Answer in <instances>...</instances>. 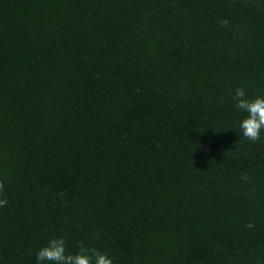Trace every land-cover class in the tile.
<instances>
[{
  "label": "trees",
  "instance_id": "trees-1",
  "mask_svg": "<svg viewBox=\"0 0 264 264\" xmlns=\"http://www.w3.org/2000/svg\"><path fill=\"white\" fill-rule=\"evenodd\" d=\"M236 87L264 95V0H0V264L53 237L264 264V133L240 137Z\"/></svg>",
  "mask_w": 264,
  "mask_h": 264
},
{
  "label": "clouds",
  "instance_id": "clouds-1",
  "mask_svg": "<svg viewBox=\"0 0 264 264\" xmlns=\"http://www.w3.org/2000/svg\"><path fill=\"white\" fill-rule=\"evenodd\" d=\"M223 27H228L229 21H221ZM233 110L239 114L235 124L240 137L248 142H258L264 133V95L249 96L244 87H236L231 94ZM3 186L0 185V190ZM7 199H0V208L6 207ZM246 227L252 229L254 223ZM35 264H114V259L96 248L78 246L75 252H69L63 237L50 238L46 244L35 252Z\"/></svg>",
  "mask_w": 264,
  "mask_h": 264
}]
</instances>
